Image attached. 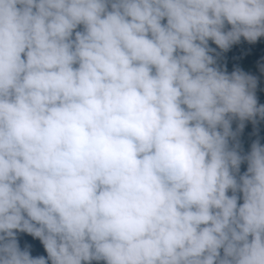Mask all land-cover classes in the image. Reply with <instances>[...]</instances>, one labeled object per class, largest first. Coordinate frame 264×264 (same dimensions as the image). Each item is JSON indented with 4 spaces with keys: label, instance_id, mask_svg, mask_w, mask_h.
<instances>
[{
    "label": "clouds",
    "instance_id": "clouds-1",
    "mask_svg": "<svg viewBox=\"0 0 264 264\" xmlns=\"http://www.w3.org/2000/svg\"><path fill=\"white\" fill-rule=\"evenodd\" d=\"M241 38L264 0H0V264H264Z\"/></svg>",
    "mask_w": 264,
    "mask_h": 264
},
{
    "label": "trees",
    "instance_id": "trees-1",
    "mask_svg": "<svg viewBox=\"0 0 264 264\" xmlns=\"http://www.w3.org/2000/svg\"><path fill=\"white\" fill-rule=\"evenodd\" d=\"M211 46L216 47L214 44ZM260 56H264V38H260L255 44H249L241 38L240 43L234 44L227 52L221 53L218 60L222 65H226L229 72L234 66H239L245 71L255 72L254 65ZM233 126L235 127V124ZM247 128H250V125ZM245 147H247V144ZM245 166L242 165V170Z\"/></svg>",
    "mask_w": 264,
    "mask_h": 264
}]
</instances>
